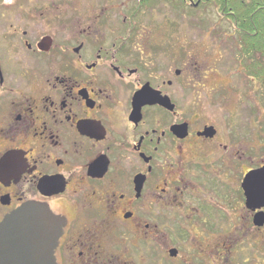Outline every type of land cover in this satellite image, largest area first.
I'll use <instances>...</instances> for the list:
<instances>
[{"label":"flooded vegetation","instance_id":"flooded-vegetation-1","mask_svg":"<svg viewBox=\"0 0 264 264\" xmlns=\"http://www.w3.org/2000/svg\"><path fill=\"white\" fill-rule=\"evenodd\" d=\"M37 7L0 4V225L22 218L0 264H264V94L249 133L201 124L141 12Z\"/></svg>","mask_w":264,"mask_h":264},{"label":"rangeland","instance_id":"rangeland-1","mask_svg":"<svg viewBox=\"0 0 264 264\" xmlns=\"http://www.w3.org/2000/svg\"><path fill=\"white\" fill-rule=\"evenodd\" d=\"M1 3L43 9L55 5L67 9L69 5L73 7L74 19L91 16L96 10L102 14L99 19L113 18L120 22L138 8V0H0ZM152 5L135 19L139 26L137 35L144 39L137 43L138 48L151 51L163 46L169 61L174 60L176 64L180 54L186 115L194 114L199 123L215 124L222 131L227 118L232 117L249 133L253 126L250 123L253 102L249 96L258 100L257 96L264 93V85L245 74L235 30L219 16L217 6L210 3L192 8L188 3L183 4V0H154ZM246 85L251 89L248 98ZM259 105L264 124V105ZM197 239L203 241L201 236Z\"/></svg>","mask_w":264,"mask_h":264},{"label":"trees","instance_id":"trees-1","mask_svg":"<svg viewBox=\"0 0 264 264\" xmlns=\"http://www.w3.org/2000/svg\"><path fill=\"white\" fill-rule=\"evenodd\" d=\"M154 0H138L137 11L141 12L147 9L153 4ZM197 1V0H196ZM202 3H215L217 5L218 14L222 18H228L232 21L237 33L240 36L245 37L246 42H239L240 55L243 66L247 70V74L250 78L256 79L264 85V0H201ZM195 2V0H194ZM187 3V0H183V4ZM252 5L256 8V15L254 16V25L245 23L246 20H251L248 16L252 11L246 10V7ZM261 6L260 8H257ZM194 8V7H192ZM233 14L230 15V12ZM256 21L259 24H256ZM247 44V45H246ZM244 46V48H243ZM261 56H256V53H260ZM264 94V93H263ZM264 104V103H263Z\"/></svg>","mask_w":264,"mask_h":264},{"label":"water","instance_id":"water-1","mask_svg":"<svg viewBox=\"0 0 264 264\" xmlns=\"http://www.w3.org/2000/svg\"><path fill=\"white\" fill-rule=\"evenodd\" d=\"M210 129L208 132H212ZM38 211V210H36ZM20 215L15 213L13 216L9 217L0 225V240L1 243L6 246V252L16 255L18 253V230H19V220H21ZM17 260V256L15 257ZM17 264V263H14Z\"/></svg>","mask_w":264,"mask_h":264}]
</instances>
